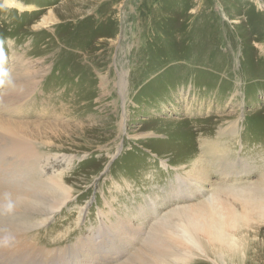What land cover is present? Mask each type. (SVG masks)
Here are the masks:
<instances>
[{"label": "rangeland", "instance_id": "1", "mask_svg": "<svg viewBox=\"0 0 264 264\" xmlns=\"http://www.w3.org/2000/svg\"><path fill=\"white\" fill-rule=\"evenodd\" d=\"M228 121L239 132L222 157L255 168L210 181L261 182L264 0H0V135L45 150L21 157L18 173L0 166V264H128L176 206L210 197L162 200L201 134ZM34 171L63 182L62 204L19 202ZM152 207L156 216H138ZM255 223L243 264H264ZM196 254L181 263L212 264Z\"/></svg>", "mask_w": 264, "mask_h": 264}, {"label": "bare ground", "instance_id": "2", "mask_svg": "<svg viewBox=\"0 0 264 264\" xmlns=\"http://www.w3.org/2000/svg\"><path fill=\"white\" fill-rule=\"evenodd\" d=\"M228 123L235 124L223 128L218 127L222 126V123H219L211 136L209 133L201 134V138L197 140L196 157L191 158L186 177L174 175L175 177L170 178L171 175L167 176V181L173 180L169 186L171 192H167L168 188L164 189V195L167 196L162 200L166 206L175 205L176 201L188 203L208 193L210 197L201 200L196 205L192 204L193 206H182L183 208L176 206L173 213L164 217L163 223L160 221L161 224L152 227L151 238L146 237L149 241L147 240L142 250L133 253L128 264H169L168 261L182 264L181 262L187 261L188 255L196 256L197 250L201 252L199 255L201 258L212 264H243L245 255L250 256L255 252L256 246L250 240L249 231L251 230L249 229L255 227L251 226L255 222L256 226L260 225L259 221L264 223V177L261 182L249 187L229 185L226 179H223L219 185L212 184L210 181L213 173L231 176L242 172L253 173L255 168L252 162L242 161L241 158L234 160L232 152L230 156L222 157L224 153H229L231 150L224 146L225 142L233 139V136L239 132V122L228 121ZM35 145L32 142L31 146V141L25 140L16 132L0 135V166L6 161H13L16 165L14 171H5L6 169L2 170V168L0 170L7 174L20 172L21 157L25 158L23 161H27L28 156L42 150L45 151ZM217 156L220 158L216 159ZM212 157H215V160L211 159ZM258 169L264 174V166ZM23 170H26L25 167ZM34 174H36L34 179L37 185L29 193L19 195V202L22 205L29 207L33 203L23 198L28 194L34 198H54L59 205L66 200L62 181L56 179L47 183L39 179L36 171ZM210 186H212L211 190H209ZM160 198L161 195L152 202ZM157 213L159 212L156 207H152L141 211L138 216L147 219L150 216H156ZM83 245L92 250L89 242ZM135 249H137L136 246Z\"/></svg>", "mask_w": 264, "mask_h": 264}]
</instances>
